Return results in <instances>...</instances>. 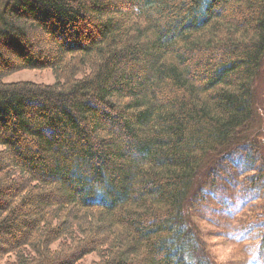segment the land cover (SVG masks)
<instances>
[{
  "label": "trees",
  "instance_id": "1",
  "mask_svg": "<svg viewBox=\"0 0 264 264\" xmlns=\"http://www.w3.org/2000/svg\"><path fill=\"white\" fill-rule=\"evenodd\" d=\"M263 64L264 0H0V263L214 264L185 207L227 168L264 263Z\"/></svg>",
  "mask_w": 264,
  "mask_h": 264
},
{
  "label": "rangeland",
  "instance_id": "2",
  "mask_svg": "<svg viewBox=\"0 0 264 264\" xmlns=\"http://www.w3.org/2000/svg\"><path fill=\"white\" fill-rule=\"evenodd\" d=\"M47 43V42H46ZM46 43L40 45L45 49ZM5 82L33 81L36 83L51 84L54 75L50 69H20L3 78ZM264 64L261 67L255 82L256 107L253 118L246 130L249 142L258 151V155L264 156ZM238 157V156H237ZM236 164H238L239 157ZM260 160V159H259ZM257 157V161L260 162ZM225 166V165H223ZM230 169V168H229ZM225 170L219 171L215 176V184L204 189L206 174L202 173L195 184L193 193L186 202V215L195 228L198 239L197 251L208 258L214 264H264L258 257L255 239L248 236H239V231L246 220L238 218V215L230 214ZM231 171V170H230ZM239 177V176H238ZM241 178V177H239ZM226 186V187H225ZM204 194L203 202L198 201V193ZM224 207V210L221 208ZM227 215V216H225ZM209 219V220H208ZM93 257L90 255L88 259ZM1 264V263H0ZM4 264V262H2Z\"/></svg>",
  "mask_w": 264,
  "mask_h": 264
}]
</instances>
